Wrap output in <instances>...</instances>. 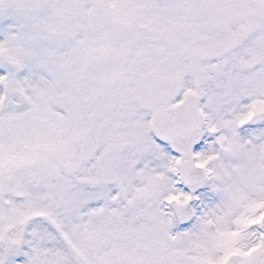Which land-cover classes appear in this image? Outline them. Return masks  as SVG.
Wrapping results in <instances>:
<instances>
[{"label": "snow or ice", "instance_id": "obj_1", "mask_svg": "<svg viewBox=\"0 0 264 264\" xmlns=\"http://www.w3.org/2000/svg\"><path fill=\"white\" fill-rule=\"evenodd\" d=\"M0 264H264V0H0Z\"/></svg>", "mask_w": 264, "mask_h": 264}, {"label": "flooded vegetation", "instance_id": "obj_2", "mask_svg": "<svg viewBox=\"0 0 264 264\" xmlns=\"http://www.w3.org/2000/svg\"><path fill=\"white\" fill-rule=\"evenodd\" d=\"M196 149H199V143L194 145V150H196ZM204 187H207V186H204Z\"/></svg>", "mask_w": 264, "mask_h": 264}]
</instances>
